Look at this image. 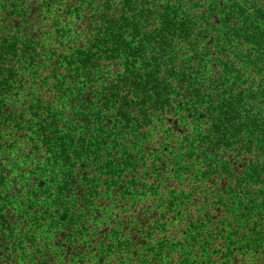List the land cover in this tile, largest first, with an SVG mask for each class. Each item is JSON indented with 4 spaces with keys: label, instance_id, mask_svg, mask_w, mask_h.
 Segmentation results:
<instances>
[{
    "label": "trees",
    "instance_id": "obj_1",
    "mask_svg": "<svg viewBox=\"0 0 264 264\" xmlns=\"http://www.w3.org/2000/svg\"><path fill=\"white\" fill-rule=\"evenodd\" d=\"M0 264H264V0H0Z\"/></svg>",
    "mask_w": 264,
    "mask_h": 264
}]
</instances>
